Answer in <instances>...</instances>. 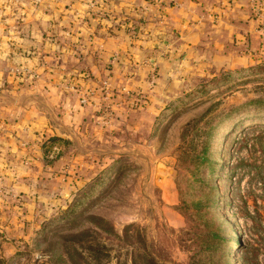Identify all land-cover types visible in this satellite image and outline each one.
Here are the masks:
<instances>
[{
    "label": "rangeland",
    "instance_id": "374dc122",
    "mask_svg": "<svg viewBox=\"0 0 264 264\" xmlns=\"http://www.w3.org/2000/svg\"><path fill=\"white\" fill-rule=\"evenodd\" d=\"M29 1L32 25L47 22L49 46L26 51L30 63H18L11 80L19 95L34 97L45 122L8 136L0 120V264H142L147 254L160 264H264L262 41L236 36L214 45L202 38L194 48L203 25L198 16L195 33L179 47V31L137 29L155 18L144 12L147 5L135 3L125 14L109 10L112 0ZM152 1L162 7L167 0ZM222 1L210 16L217 23ZM12 3L0 1V43L9 22L1 9ZM239 3L250 31L259 28L264 0ZM63 5L67 23L56 14ZM121 23L122 46L103 53L98 42L101 52L83 55L91 35L113 34ZM56 30L55 37L69 39L61 41L62 55L72 46L76 61L47 68L44 77L58 79L41 93L32 62L55 48ZM243 39L245 55L232 58L230 48ZM44 60L48 65V55ZM250 64L261 68L242 69ZM227 73L226 81L201 91ZM204 141L208 157L200 164ZM204 195L218 228L209 248L201 244L212 240L206 236L212 220L193 213ZM96 245L99 251L90 249Z\"/></svg>",
    "mask_w": 264,
    "mask_h": 264
},
{
    "label": "crops",
    "instance_id": "0c3cea01",
    "mask_svg": "<svg viewBox=\"0 0 264 264\" xmlns=\"http://www.w3.org/2000/svg\"><path fill=\"white\" fill-rule=\"evenodd\" d=\"M12 2L15 6L11 7L9 6V4L7 6V9H1L2 13H7V15L9 16V22H7V24L5 25V34L3 35L5 36V39H3V42L0 43L3 44V47H0V120L4 119L2 126L5 130L8 131V133L7 131H5V134L7 133L8 136H10L11 134H17V132L21 131V128H33L39 123L45 122V116L41 114L42 111L38 109L34 97L30 99L28 97H22V94L19 95L21 91H17L14 89L16 88V86L13 84V81L11 79H13V73L15 72L14 69H16L15 67L18 65V63H20V65H22L23 62H26L28 64L30 63V57H28L29 55L27 53L28 51L33 50L35 47L39 48L41 45L49 46L48 41L45 40L47 22L44 19L42 20V24H40V20H38V27L32 25L30 1L26 0L27 3L25 4V0H21L20 5H17V2H19V0H12ZM135 3L145 6L147 5L148 10H145L144 12H148L150 13V15H155V18L149 17V19L144 20L142 24L136 26L137 29L142 33L151 31L154 33L156 32L157 35H160L161 33L167 34L172 31H175V33L179 31L181 35L179 34V36L176 35L175 37L177 38L178 46L181 47L183 45V42L185 41L183 40V38L189 39L196 31L193 30V27L197 24L192 22V20H195L196 18L198 19V16H202L201 22L203 23V25L201 26L199 32H197L196 34L197 40L194 48L200 46V42L201 44L203 41L205 43L206 39H209L208 42L211 41V43L214 45H222L223 43L228 44V39H230V41H232V39L237 41V39H235V37L237 36L240 38H247L248 42H256L257 45L260 44L261 40L262 44H260V46L258 47V51L264 53V22L259 28L254 29V31L251 29L250 31L251 19L248 18V16L244 17L242 14L240 15L241 12L239 11V8H241V5L240 3L237 5V0L226 1L227 5L225 8V12L221 15V20H219L218 23L217 21H213L210 16L211 14H214L212 13L213 11L222 9L220 5V3H223L222 0H210V2L209 0H167L165 5L161 4L163 5L162 7L155 6L156 4L153 1L150 2V0H112V3L109 6V10L114 13L118 10L117 12L119 13H121L122 11L125 14H128L130 13L128 12L129 9L132 8V5H135ZM59 8L63 9L59 12L56 11V14H58L57 18L62 22L65 21V23H67L70 18H67L68 20L66 21L64 19H61L60 16L62 14L68 15L67 13H70V11L68 9L65 10L64 5ZM41 13L45 14L44 12H39V17H41ZM117 17L120 22L126 21L119 18V16ZM103 25L106 24L103 23ZM122 26V23L120 25L117 24L115 29H113V34H109L106 36L104 35L103 37L100 35L94 38V34L91 35V39L93 40L91 41V43H89L90 46H88L87 49H84L83 55L89 58H91V54L95 55V50L99 49L97 48L98 45H96V43L98 42L102 43L100 46L104 49L103 53L105 51L110 52V50H113V47L118 48L119 46H122L121 44L126 41L127 38V32H124ZM51 29L52 28H49L50 31ZM32 34L34 36L33 39ZM58 34V30L54 31V37ZM35 36L37 37L35 38ZM66 36L62 34L58 37H55V43H52L56 44L55 48L53 49L54 51L49 50V52L46 53L50 58L48 65L42 64V61L45 62L44 56H47L44 54H42L43 57L41 61H39L38 59V61L36 60L32 62V66H34L33 68H36L41 72V78L37 81V87H41L39 88L41 89V93L47 92L46 89L48 87H52L51 84H53V82L55 83V81L58 79V75H56L53 80H49V83L48 79L44 77V71H46L47 68H51L52 66L55 67L58 62L62 61H65L63 64L66 65V67L70 63L74 62L75 64L76 56H74L75 51L73 50L72 46H69V54L62 55L61 53L63 47L66 48L65 42L63 43L61 41H69L68 37ZM252 37H256L257 39L252 40ZM202 38H204L203 41ZM243 45L244 39L241 42H236L235 45L230 48L229 51H233V54H231L232 58L245 55V52H242ZM56 47H58V50H55ZM249 47L251 49H255L254 47ZM78 50L80 51L81 49ZM98 51L101 52V49H99ZM26 53L28 56L25 55ZM83 55L82 60L84 59ZM94 63L95 62L88 64V66L86 65L88 68L85 69L91 71L92 67H94ZM78 69L81 70L82 67L77 68V70ZM3 82H12V84L10 85V87L2 89L1 86ZM5 91H7L8 94ZM7 118L8 120H5ZM18 128L20 130H18ZM13 138L15 137L7 138L10 146L12 142L15 141ZM4 141L6 140L4 139Z\"/></svg>",
    "mask_w": 264,
    "mask_h": 264
},
{
    "label": "trees",
    "instance_id": "16d2710c",
    "mask_svg": "<svg viewBox=\"0 0 264 264\" xmlns=\"http://www.w3.org/2000/svg\"><path fill=\"white\" fill-rule=\"evenodd\" d=\"M257 68H261L258 64H250L249 66L247 67H242V69H246L247 71L249 72H252L253 70H257ZM235 71H239V69H236ZM228 74L227 73L226 75L227 76H221V77H212V79H210L209 81L203 83L201 85V91H204L206 90V88L208 87H211V86H214L216 84H219L220 82H223V81H226L227 78H228ZM207 145L208 143H206V141L202 142L201 143V146H200V149H199V153L197 155V160L200 164H202L203 162L207 161ZM197 179H200L203 183H204V180L202 178H197ZM201 188V187H200ZM199 188V190H200ZM210 196L208 195H204L203 198H198L195 202H194V205L196 206V209H194V212L193 213H199L201 217L203 216H208V218H210L212 220V225L210 227H208V230H207V240L210 238L212 239L210 242H204L203 244H201V247H214L216 246L215 244V239L217 238V233H218V228L217 226H214V221L212 219V214L210 213ZM73 209V208H72ZM71 209V210H72ZM66 213H68V211H66ZM198 214V215H199ZM210 234V235H209ZM193 241V240H192ZM200 243V242H198ZM94 247V246H93ZM93 247H90V249H92L93 251H99L98 248H97V245L93 248ZM142 264H160L158 262H156L152 256L150 255H145V256H142ZM37 264V263H36Z\"/></svg>",
    "mask_w": 264,
    "mask_h": 264
}]
</instances>
